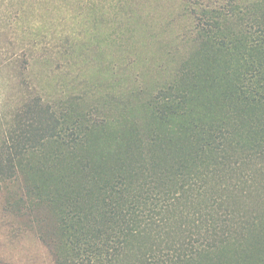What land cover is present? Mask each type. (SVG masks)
<instances>
[{
	"label": "trees",
	"instance_id": "1",
	"mask_svg": "<svg viewBox=\"0 0 264 264\" xmlns=\"http://www.w3.org/2000/svg\"><path fill=\"white\" fill-rule=\"evenodd\" d=\"M182 2L190 48L157 83L51 96L22 74L0 100V214L38 264H264V0Z\"/></svg>",
	"mask_w": 264,
	"mask_h": 264
},
{
	"label": "rangeland",
	"instance_id": "2",
	"mask_svg": "<svg viewBox=\"0 0 264 264\" xmlns=\"http://www.w3.org/2000/svg\"><path fill=\"white\" fill-rule=\"evenodd\" d=\"M93 1L0 0V100L16 99L22 74L51 96L82 89L119 92L139 80L154 84L190 48L184 35L192 21L182 0H124L120 18L100 12L112 0ZM3 199L0 192V204ZM9 229L0 214L1 257L34 264L48 259L34 233Z\"/></svg>",
	"mask_w": 264,
	"mask_h": 264
}]
</instances>
